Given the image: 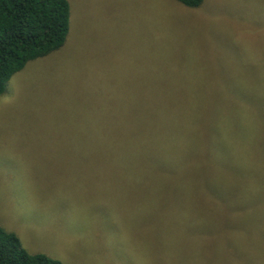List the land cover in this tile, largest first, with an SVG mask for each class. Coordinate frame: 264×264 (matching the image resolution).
I'll return each instance as SVG.
<instances>
[{"label": "rangeland", "instance_id": "1", "mask_svg": "<svg viewBox=\"0 0 264 264\" xmlns=\"http://www.w3.org/2000/svg\"><path fill=\"white\" fill-rule=\"evenodd\" d=\"M66 1L0 95V226L62 264H264V0Z\"/></svg>", "mask_w": 264, "mask_h": 264}, {"label": "trees", "instance_id": "2", "mask_svg": "<svg viewBox=\"0 0 264 264\" xmlns=\"http://www.w3.org/2000/svg\"><path fill=\"white\" fill-rule=\"evenodd\" d=\"M175 1L194 9L204 0ZM68 30L69 5L66 0H0V95L6 92L11 77L23 70L27 63L61 48ZM243 193L247 194L243 190L232 196L231 209L228 212L229 216L235 218L237 224L242 220V214L240 215L241 210L234 205L244 199ZM230 225L228 248L231 254L233 240L235 242L240 240L234 237V234H239V229L232 227L236 224ZM244 242L247 245V240ZM249 252L258 253L259 249L251 243ZM227 262L238 264L232 256L228 257ZM0 264L62 263L42 253L27 252L15 233L0 226Z\"/></svg>", "mask_w": 264, "mask_h": 264}]
</instances>
